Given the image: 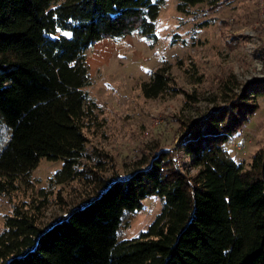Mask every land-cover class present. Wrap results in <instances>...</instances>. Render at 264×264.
<instances>
[{
	"label": "trees",
	"instance_id": "1",
	"mask_svg": "<svg viewBox=\"0 0 264 264\" xmlns=\"http://www.w3.org/2000/svg\"><path fill=\"white\" fill-rule=\"evenodd\" d=\"M175 0L188 13L197 4ZM166 0H0V200L6 201L41 158L62 161L70 177L95 119L86 51L134 32L154 37ZM232 83L230 79H225ZM229 81V82H228ZM145 98L177 94L169 67L141 83ZM251 92V94L249 93ZM192 99V96H188ZM264 79L181 124L178 145L196 171L156 146L146 166L102 181L90 198L44 228L37 209L15 203L3 217L0 264H264V147L243 166L224 144L258 110ZM149 195L161 201L146 230L122 239Z\"/></svg>",
	"mask_w": 264,
	"mask_h": 264
},
{
	"label": "rangeland",
	"instance_id": "2",
	"mask_svg": "<svg viewBox=\"0 0 264 264\" xmlns=\"http://www.w3.org/2000/svg\"><path fill=\"white\" fill-rule=\"evenodd\" d=\"M154 34L134 32L89 47L85 54L91 83L85 89L96 109L95 119L85 128L86 148L63 182H56L55 174L62 161L41 158L11 198L0 200V231L4 215L20 202L38 208L39 226L46 227L67 208L90 198L102 181L145 168L156 146L172 151L183 172L194 173L178 145L181 124L241 94L246 83L264 79V0H229L216 8L201 3L188 13L178 12L175 0H166ZM160 66L169 67L179 93L145 98L141 83ZM256 102L255 114L224 144L229 156L243 166L264 147V98L257 97ZM160 207L158 197L147 196L119 237H135L146 230Z\"/></svg>",
	"mask_w": 264,
	"mask_h": 264
}]
</instances>
